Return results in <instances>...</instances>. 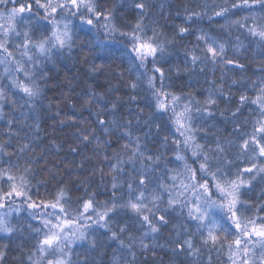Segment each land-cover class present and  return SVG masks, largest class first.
Listing matches in <instances>:
<instances>
[{
    "label": "snow or ice",
    "instance_id": "1",
    "mask_svg": "<svg viewBox=\"0 0 264 264\" xmlns=\"http://www.w3.org/2000/svg\"><path fill=\"white\" fill-rule=\"evenodd\" d=\"M154 7L152 0H0V121L7 128L0 138V264L18 239L20 264H84L74 249L97 251L107 241L130 257L114 256L113 264H134L137 249L155 255L168 228L169 251L183 264H264V0H223L211 15L207 5L185 8L170 33L153 18ZM128 9L132 23L124 22ZM204 17L218 18L219 32L206 31ZM106 41L127 55V99L116 88L108 96L89 91L80 103L94 117L89 126L75 111L45 105L47 65L77 47L81 55L106 48ZM198 74L203 93L173 88V76L195 87ZM130 104L127 116L119 111ZM53 111L57 126L75 129L69 151L80 159L68 176L83 177L74 187L84 193L76 200L62 182L50 199L33 191L34 167L63 150L37 143L42 118ZM58 167L43 170L56 181ZM93 184L108 191L105 200Z\"/></svg>",
    "mask_w": 264,
    "mask_h": 264
},
{
    "label": "trees",
    "instance_id": "2",
    "mask_svg": "<svg viewBox=\"0 0 264 264\" xmlns=\"http://www.w3.org/2000/svg\"><path fill=\"white\" fill-rule=\"evenodd\" d=\"M155 7L151 10L153 18L163 26L165 31L170 33L171 27L175 24H179L183 20V14L185 8L188 10L201 11L202 8L207 5L208 14L211 15V9L218 4H221L223 0H152ZM111 7V3L108 4ZM128 15L125 16L126 23L134 22V18L131 15V9H128ZM180 12V15H177ZM214 18L210 21L207 17L200 22L201 26L210 33L219 32V26L215 23ZM148 21H146L147 23ZM109 45L106 48H95L91 52H85L83 55L80 54V48H74L71 56L62 57L55 65H47L49 84L46 89L47 99L45 105L51 102L53 109H59L62 114H72L74 111L77 115H83L88 119V124L91 125L94 117H89V114L80 108L82 103V97L89 91H96L104 93L106 96L109 93L106 91L109 88H116L118 91L115 92L116 96H121L123 99H127V93L130 89L127 87V83L130 79L129 62L125 50L122 44L107 42ZM247 43V41H245ZM83 45L81 44V47ZM182 58V53H179ZM173 60L176 57L172 58ZM93 65L96 66L97 70L92 71ZM254 64H249V75L254 69ZM131 71H134L131 70ZM167 71V68H166ZM119 74H122L119 75ZM209 75H211L209 73ZM219 73H217V76ZM134 79V77H131ZM195 87H188V77L181 76L179 78L173 76V88L177 91L180 90L181 86H184L185 91L191 92L193 95H199L203 93L207 88L205 78L203 75H196L191 82ZM146 93H142L140 102L144 103V97ZM69 100L75 109L69 105ZM129 108L134 110V105H129L128 108L120 107L119 111L127 116ZM31 123V121H29ZM41 139L37 143L41 144L46 150L53 148V142L55 144L63 145V150L59 153L49 151L47 155L46 165H37L34 167V171L38 173L36 180L33 181V191L39 188L40 196L50 199L54 194L55 187L61 182L69 190L73 197V200L78 199L84 193L74 187L77 179H83V177H77L76 175L68 176V170L73 168V165L79 162L80 157L75 156L69 151L74 136V128L65 125L63 128L55 124L54 111L46 114L42 118ZM17 127H20L17 125ZM163 131L172 134L173 130L169 127H164ZM7 132V128L3 126V122L0 121V138L3 137L4 133ZM27 132V129H24ZM23 135V133H22ZM42 153H37L40 155ZM72 161V163L65 164V161ZM53 166H59L56 171L58 172L59 179L52 180L51 174L45 172V167L52 168ZM98 179V177H96ZM110 179V177L108 178ZM43 180V184H38L36 181ZM259 187V186H258ZM254 191L251 194L253 200L259 195V191ZM92 189L98 192L97 198L101 201L105 200L108 196V191L104 187L97 189L96 185H92ZM4 210L0 209V212ZM13 218H17V214L13 213ZM24 215V213H21ZM102 232V230H101ZM25 236L27 233L24 234ZM174 238L172 236V229H162L160 238L157 240L159 245L154 249L155 255L152 252L141 253L138 249L136 250V260L134 264H183L184 257H177L169 251L168 241ZM151 247V240L147 241ZM29 244L34 241L29 240ZM22 244V239H18L9 245L8 255L6 257V264H20V260L23 259L24 253L21 252L18 245ZM85 246H80L74 251L78 252L79 259L84 264H113V257L118 259L128 260L130 257L127 256L126 251L123 249L118 250V245L115 242L107 241L97 251L85 252ZM27 247L25 246V253Z\"/></svg>",
    "mask_w": 264,
    "mask_h": 264
}]
</instances>
